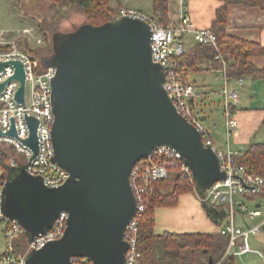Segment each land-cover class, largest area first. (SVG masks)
<instances>
[{
    "label": "water",
    "instance_id": "1",
    "mask_svg": "<svg viewBox=\"0 0 264 264\" xmlns=\"http://www.w3.org/2000/svg\"><path fill=\"white\" fill-rule=\"evenodd\" d=\"M150 41L148 23L135 16L83 24L58 46L52 36L54 52L41 60L43 67H56L52 161L69 176L62 185L48 187L25 165L0 162L7 170L2 213L21 225L28 241L48 231L60 212L68 214L63 235L31 251L26 264H70L72 256L92 264H124L123 233L136 211L130 170L156 146L180 154L198 194L199 188L226 178L213 148L172 105L162 85L164 67L151 60ZM7 64L15 69L10 80L19 81L15 99L23 104V66L0 62V70ZM26 122L29 136L21 142L34 157L38 122L33 117ZM7 135L16 136L13 125Z\"/></svg>",
    "mask_w": 264,
    "mask_h": 264
},
{
    "label": "built area",
    "instance_id": "2",
    "mask_svg": "<svg viewBox=\"0 0 264 264\" xmlns=\"http://www.w3.org/2000/svg\"><path fill=\"white\" fill-rule=\"evenodd\" d=\"M187 0H178L179 17L172 21L171 26L163 27L152 16L131 8L120 7L118 17L135 16L146 21L151 30L150 57L152 62L164 67L163 88L166 90L177 113L194 125L202 135L206 145L215 151L220 169L225 172L226 178L213 183L205 189L202 197H198L203 205L225 210V224L219 233L228 237L227 246L223 257L228 255L239 256L255 252L262 255L260 250L249 246V236L261 232L264 219L260 223L250 226L247 220L260 214L256 209L247 210L245 205L236 202V197L260 194L264 192V179L252 173L242 165L233 163L234 152L228 144L224 150L217 149L210 139L207 127L201 118L195 113L193 101L196 97V87L188 79H185L174 57L185 50V37L190 35L195 43L216 45V37L209 27H196L187 11ZM32 28H23V34L27 42ZM40 44V43H38ZM0 46H7L0 50V62L19 61L25 73L24 102L19 103L15 99L19 81L10 78L14 74V67L10 64L0 70V160L5 157L7 166L19 165L20 154L23 155L26 172L33 176H40L48 187H58L68 178L69 174L57 163L52 161L54 149L51 142V128L54 121L51 82L56 74V67L42 64L32 58L30 54L20 49L13 41L4 43L0 37ZM31 49V47H29ZM220 58L219 56H217ZM222 72V85L219 90L224 98L223 116L225 125V137L228 139L238 127V121L233 113L232 105L237 102L239 91L243 87V77L229 78ZM234 82L235 86H232ZM26 117L37 120L36 138L38 152L33 157L32 150L22 144L21 140L29 136ZM13 125L16 136H9L7 132ZM175 169L182 177L192 178L191 170L187 162L173 148L166 145L154 147L147 155L137 160L131 167L129 180L130 188L136 200V211L131 220L126 224L123 239L127 244L124 256V264H138L139 253L136 248L139 216L144 211V195L151 182L159 181L167 177L170 170ZM7 170L0 166V232L4 245L0 249V264H26L27 255L36 249L42 248L48 242L59 239L66 228L68 214L65 211L59 213L51 228L26 240V247H15L16 240L24 232L21 225L14 219L6 217L1 210V192L6 180ZM235 212L242 215L244 226L235 224ZM240 243V245H237ZM237 247L239 249H237ZM70 264H92L84 257H70Z\"/></svg>",
    "mask_w": 264,
    "mask_h": 264
},
{
    "label": "trees",
    "instance_id": "3",
    "mask_svg": "<svg viewBox=\"0 0 264 264\" xmlns=\"http://www.w3.org/2000/svg\"><path fill=\"white\" fill-rule=\"evenodd\" d=\"M44 18L39 19L45 45L29 51L26 41L19 37L15 43L40 63L43 58L52 56V36L59 30L58 24L67 19L72 10L85 15L84 24L100 25L118 17L120 6L111 0H49ZM215 19L209 27L216 37V45L196 43L174 57L182 75L188 79L190 72L215 70L223 71L229 78L249 76L252 79L264 78V67L257 68L254 57H264V47L257 41L239 37L227 30L229 5L239 4L246 8H256L264 12V0H220ZM152 17L163 27L171 26L168 16V0H152ZM74 31V30H72ZM21 39V40H20ZM22 42V43H21ZM7 46H0L6 49ZM219 56L220 58H218ZM205 65V66H203ZM6 162L5 157L2 158ZM0 160V162H2ZM233 163L247 168L249 173L264 179V142H252L243 151L233 156ZM0 166H3L0 163ZM195 191V181L182 177L177 170L169 171L167 177L151 182L144 195V211L139 216L136 248L139 253L138 264H236L235 256L223 257L228 237L221 233H176L154 232L155 209L173 207L179 197ZM248 200L264 199V192L244 196ZM27 237L23 232L16 240L15 247L24 249Z\"/></svg>",
    "mask_w": 264,
    "mask_h": 264
},
{
    "label": "crops",
    "instance_id": "4",
    "mask_svg": "<svg viewBox=\"0 0 264 264\" xmlns=\"http://www.w3.org/2000/svg\"><path fill=\"white\" fill-rule=\"evenodd\" d=\"M113 5L131 8L142 13H148L144 10L145 7H149L151 11L152 0H111ZM187 13L192 19L196 27H210L211 23L215 19L216 8L221 4L220 0H187ZM179 3L178 0H168V16L169 19L175 21L179 17ZM152 15V12H150ZM227 30L239 37L254 40L259 42L264 47V12L259 11L256 8H246L242 5L235 4L229 5V15L227 22ZM190 35L185 37V47L194 45ZM252 62L257 68L264 67V57H254ZM222 74V72H221ZM232 86H235L232 82ZM211 99L208 93L203 90L197 91V95L194 98L193 106L199 117L207 127L208 135L213 142V145L219 149L224 150L227 147L237 153L243 151L252 142H264V78L252 79L249 76L243 77V87L239 91L238 100L232 105L233 113L238 121V127L234 130L233 135L228 139V143L225 137V125L224 116L221 111V115L215 113L213 116V110L211 108L207 111L205 108L198 107V105H204L205 101ZM223 110V105H221ZM218 114V117H217ZM211 117V118H210ZM207 120H210L209 124ZM195 192V191H194ZM189 194H183L180 196V200L184 199L186 205L191 204L193 212H195L194 220L195 226L183 227L181 225H172L169 221L165 220L166 224L159 225L161 229H157L156 223L154 226V232L161 234V231L176 232V233H219V230L224 227L225 224V210H217L216 208L199 203V198ZM184 196V197H183ZM195 198V199H194ZM199 200V201H198ZM236 202L243 203L247 210L256 209L260 214L252 219L247 220V225L254 226L264 219V199L257 198L255 200H248L243 197H236ZM250 201V206L246 203ZM202 205V206H201ZM163 212L164 214L171 213L173 207H157L155 211ZM209 210V212H208ZM157 216V213H156ZM197 216V217H196ZM199 217V219H198ZM235 224L237 226H244L242 215L237 212ZM197 223V224H196ZM168 225V228H164ZM262 229V228H261ZM240 245V243H237ZM249 246L252 249L260 250L262 255H258L255 252L242 254L238 257L236 264H264V231L261 230L258 234L249 236ZM237 249H239L237 247ZM235 257V258H236Z\"/></svg>",
    "mask_w": 264,
    "mask_h": 264
},
{
    "label": "rangeland",
    "instance_id": "5",
    "mask_svg": "<svg viewBox=\"0 0 264 264\" xmlns=\"http://www.w3.org/2000/svg\"><path fill=\"white\" fill-rule=\"evenodd\" d=\"M50 1L49 0H0V37L3 39L4 43H11L15 41V39L22 37L26 43L28 49L31 47L29 51H34L37 49L38 46L45 45V41L42 37V32L39 30L38 22L39 19L42 20L45 15V11L49 6ZM113 3V1H112ZM144 10H146L148 13H144L148 16L150 15L151 11L150 8L145 7ZM229 10V7H228ZM171 22L172 20L169 19ZM85 22V15L78 10H72L68 13L67 19H63L60 21V24H58V31L54 34V40L56 46L59 45L61 40L65 38L66 35H68L69 32H72V30H76L79 26L83 25ZM23 28H32L31 32L35 35L30 36V40L27 42V35L23 34ZM21 40V39H20ZM22 43V42H21ZM40 43V44H38ZM196 44V43H195ZM20 49L23 50V46H20L19 44H16ZM188 45H186L185 48ZM205 66V65H203ZM188 80L193 83L196 87V93L197 91L200 92L203 90L205 93H208L211 99H208L205 101L206 107L202 105H198V107H202V109H206L207 111L211 108L214 113H218L221 115L223 101L224 98L221 94H219L220 87L222 85V74L221 71H215V70H206V71H196V72H190L188 74ZM196 110L200 113L198 109H194L195 113ZM217 114V117H218ZM198 115V113H197ZM199 116V115H198ZM211 118V117H210ZM210 120H207V123L209 124ZM206 126V125H205ZM17 160H19V165H23L25 163L24 157L22 154L17 157ZM199 194L195 192H190L193 197L197 199L199 196L202 197L205 193V190L198 189ZM189 194V193H185ZM184 197V196H183ZM194 198V199H195ZM184 199L178 200V203L173 206V211L171 213L164 214L163 212L155 211V223L157 229H161L159 225L166 224L165 220L169 221L172 225H181L183 227L187 226H195L194 220L197 218H194L195 212H193V207L191 204L186 205L184 203ZM199 201V200H198ZM200 204H202L199 201ZM248 206H250V201H246ZM202 206V205H201ZM156 210V209H155ZM157 213V216H156ZM197 217V216H196ZM235 218L237 221V213L235 212ZM199 219V217H198ZM197 224V223H196ZM155 226V224H154ZM164 228H168V225H165ZM162 233L165 231H161ZM3 236L0 232V249L3 248L4 245ZM22 249V248H21ZM238 257L235 258V262L238 261Z\"/></svg>",
    "mask_w": 264,
    "mask_h": 264
}]
</instances>
